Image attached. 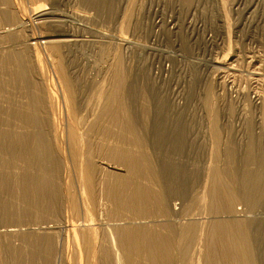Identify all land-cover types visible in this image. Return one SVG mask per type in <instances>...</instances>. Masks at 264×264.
Instances as JSON below:
<instances>
[{
    "label": "rangeland",
    "instance_id": "rangeland-1",
    "mask_svg": "<svg viewBox=\"0 0 264 264\" xmlns=\"http://www.w3.org/2000/svg\"><path fill=\"white\" fill-rule=\"evenodd\" d=\"M17 6L22 8L20 13ZM34 8L46 14L38 20ZM20 14L24 21L32 23L31 27L14 29V23L22 20ZM4 30L6 34L0 35V56L10 58L17 50L21 60L13 57L8 64L0 62V157H5L2 160H16L20 164L16 150L5 149L7 139L3 135L10 128L6 125H14L11 129L15 134L31 135L33 130L25 126L30 124L21 123L18 115L37 108L49 125L41 130L49 147H38L30 136L29 148L36 146V154L39 151V155L47 157L50 150L63 166L61 171L68 167L69 179L64 180V175L54 178L53 182L61 179L58 184L54 182V187L60 193L61 203L65 201V190L71 189V194L78 191L76 199L81 206L82 198L78 196L82 190L76 186L78 167L73 160L64 159L62 139L50 126L53 120L61 119L63 126L67 125L64 128L81 125V137L76 135L79 140L74 145L82 149L87 162L97 166L95 200L106 207L110 220L105 232L115 234L125 222L124 225L144 224L147 228L163 225V234L167 235L169 221L151 197V190L161 187L169 189L167 195L177 199L174 203L192 199V203L185 201L190 205L186 210L195 213L194 223L204 227L202 233L196 224L197 234L203 240L208 238L212 222L232 217L228 212L230 206L235 210L241 208L237 218L246 219L252 227L254 264H264V0H0V31ZM32 34L49 38L68 36L74 43H60L62 61L58 62L53 54L51 57V50L42 46L38 59L36 50L26 46ZM23 64L30 69L25 78L31 85L24 83L27 88L20 76L15 81L11 79ZM62 71L74 86L72 101L76 104L70 105L69 111L61 97L60 105L52 103L48 91L64 84ZM36 96L44 99L42 109L34 102ZM75 108H79L78 112ZM14 109V118L9 121L8 114ZM145 159L153 170L147 172ZM69 163H73V168ZM136 171H140L138 175ZM216 174L229 181V188L223 190H233L232 203L226 201L230 200L229 195L221 193L215 198L216 204L214 200L208 204V199L203 200L201 191L205 185L210 189L211 175ZM118 182L130 185L121 196L124 204H117L113 195ZM133 185L144 189L148 204L144 206L149 215L145 219L135 217L128 203ZM13 186L9 189L16 192L14 199L17 194L23 195L15 182ZM213 189L220 188L213 185ZM43 197L39 195L37 201V220L13 223L0 230L32 234L41 233L40 226L60 221L63 224L62 210L59 214L50 211V203ZM19 198L22 197L13 205L15 209L19 205L21 212L26 208ZM213 204L222 210L212 212ZM77 213L81 215L80 211L73 215L80 219ZM183 218L178 223L179 230L188 217ZM102 238L106 239V235L101 232ZM9 245L12 264H16V247L20 242ZM73 245L72 254L76 250ZM196 248L202 259L203 242Z\"/></svg>",
    "mask_w": 264,
    "mask_h": 264
},
{
    "label": "bare ground",
    "instance_id": "bare-ground-1",
    "mask_svg": "<svg viewBox=\"0 0 264 264\" xmlns=\"http://www.w3.org/2000/svg\"><path fill=\"white\" fill-rule=\"evenodd\" d=\"M20 7H19V13L22 11L21 10L22 8ZM33 10H34L33 14L34 13L37 14L35 18H37L38 20L41 19L42 15L46 14L43 12L41 13L37 12L38 10H35V8ZM23 13L24 10L21 14ZM4 17L9 22L10 18L5 15V12H4ZM21 18H22L21 22L18 21L16 22V24L14 23L15 25L14 29H18V28L20 29L22 27L32 26L31 25L32 23H30L29 20L24 21L25 19L23 16ZM4 33L5 30L0 31V35ZM35 34H32L30 36L28 35L30 38L28 39L27 41L28 43L26 46L28 47V49L33 47L36 50L35 53H37L38 59L40 57L39 55L40 52H42L41 50H39V48L40 46H42L49 48L52 52L51 57L53 54L54 58L57 57L56 59L59 62L62 57L59 52L61 46L60 43L61 44L67 42L69 43L70 41L71 42L73 41V39L68 38V36L62 38H56V37L49 38L48 36H36ZM11 35L13 36V34ZM11 35L10 37H12ZM19 52L18 54H17V50L16 52H12L13 54L12 57L10 58L7 56L6 57L0 56V62L1 63L3 62L4 63L3 65H5V63L8 64L13 57H16L18 58V60H21L20 59L21 53L19 54ZM41 61L43 60H40V63ZM27 66L23 64L21 65V67H19V69L16 68V73L14 72L15 74L12 75L11 79L14 81L17 80L18 79L17 75H18L21 78H23V84L27 83L25 77L29 76V74L27 73H29L28 70H30L27 68ZM57 66H60V64H57ZM40 69L43 68L40 67ZM60 69L63 70L62 68ZM62 75L60 77L61 80H63L64 84L61 83V85H58L59 88H54L55 87L54 84L53 88L49 87L50 89H48V91L50 90V93L49 92L48 93L51 95L50 97L52 103L58 105H60L61 103V100H59V97H61L62 102L66 108V111H69V106L76 104L75 100L74 102L72 101L74 97L72 96L74 86H72V83L67 78V76L64 75V72L62 73ZM61 80L59 81L61 82ZM28 81L30 82V80ZM26 85L24 84L25 88H27ZM26 91L27 90H25V92ZM57 91L60 92L61 96L57 95L58 93ZM33 94L36 93L34 92ZM34 99H35L34 102L37 103L36 106L42 109V107H44L43 106L44 102H41V99L43 98H41L40 96H36ZM31 109L28 110V114L19 113L18 115V118L21 121V123L25 124L27 122L30 124L25 126L33 130V133L31 135L18 134V133L15 134L14 128L11 129V127H13L14 125H6L7 127L10 128H7L5 135H3L7 139L5 149L9 148L12 150H16L15 155L18 159H20V164L19 163H18L19 165L16 164L15 159H14L15 161L13 160L15 162L14 163V162H10L11 160L7 162L4 159L5 160L4 161L2 159L5 157H0V229L13 223H20L22 221H28V220H37L39 216L38 206H40V204L37 205L39 195H42V197L45 196V198L48 199L49 202L47 203L48 204L50 203L49 205L50 211H54L55 214H59L62 210L64 216H62L61 219L64 220V222L63 224L60 223L61 221L56 222L52 226H45V227L40 226L38 229L43 230L41 233L32 232V234H26L24 232L20 233L16 231L15 233L10 234L5 232L3 233V230H0V264H12L13 260L11 259V253L9 254L8 252V248L11 247V245L9 244L15 245L17 241L20 242V245L17 246L19 243L16 245L17 246L16 255H15L17 258L16 264H101V263L102 264H144V261L147 262L148 264H199V263L201 264V262L202 264H254V259H255L253 255L254 246H253V240L250 237L252 227L247 225L246 219L242 220L243 218L242 219L237 218L239 217L237 216V213L240 212V211L238 212V210L241 208L235 210L233 207L230 206L228 212L232 215V217L229 219L212 222L209 226L208 238H205L203 240L201 235L197 234L198 224L194 223V218H193L195 213L186 210V208H189L190 205L189 204L186 205L185 201L192 203V199L190 198L184 200L182 203H178V204L174 203L177 199L176 198L172 199L169 193L167 195L169 189L164 190L161 187L158 190L152 189L151 193H153V195H151V197L156 199V201L161 207L163 217L167 218V220L169 221L167 228H165L168 229L167 235L163 234V229H164L163 225H159V226L155 225L152 228H147L146 226H144V224L124 225L125 222L122 223L121 227H118L119 229L118 231L116 230L115 234L112 233L108 234L107 232H105V230L109 228L108 226L110 220L108 218V212L106 210V207H103V204L98 205L95 200L96 188L98 184L97 166L95 165L94 162H87L86 159H84L83 157V152L81 151L82 149H77L76 145H74L76 139L79 140L77 136L81 137V130H80L81 125H72V127L64 128V126L66 127L67 125L63 126L62 119L61 122L60 120L59 121L53 120L52 123L53 125L50 126L53 128L52 129L53 132L55 131L54 134H56V136L60 135V138L62 139L61 140L62 142L60 143L62 144L61 145L62 150H64L62 153L64 154L63 155L64 159L66 160L67 158L69 160H73L75 162L74 165L76 164L78 167L76 168L77 178L76 176L75 178H76V186H79L80 187L79 189L82 190V194L78 196L79 199L82 198V201L80 203L81 206H79L78 200L76 199L78 191H76L75 193L73 192V194H71L69 192L71 191L70 189L68 191L65 190L66 192L65 201L64 203H61L60 195H59L60 193L56 191L58 189L54 187V184L55 183L58 184V181H61L60 178L63 175H64V180L69 179L68 173L71 171L68 172L66 170L68 168L67 166H65L66 167L65 170L62 169L61 171L60 168L63 166H61L59 164L60 162L56 160L58 158L56 159L53 158L54 156L50 153V150H49V154L47 153L48 157L47 155L45 156V154L39 155V151L37 155L36 154L37 152H35V148H36L35 145H34L35 147L32 150H30L29 148L30 136H32L36 140L35 144H37V146L42 145L43 147H47V148L49 147V143L46 142L47 138L41 131L42 129H46L47 127H49V125H46L47 119L45 117L41 118L39 116L37 108H33L35 109L34 111ZM78 109H76V112H78L77 111ZM14 112L15 109L8 114V117H10L9 121H11L14 118ZM74 115L73 118H76ZM52 117L54 119V111ZM0 149L2 150L1 146ZM44 157H46V160ZM18 159L17 161H19ZM48 160L49 162L51 160L49 164L47 162ZM44 161L47 163H45ZM145 161L147 162L148 159H145ZM68 162L70 161H67V164ZM44 163L46 165H44ZM15 164L18 166H15ZM67 164L65 162V165ZM69 164L72 167L73 163H69ZM147 164H148L147 172H149V170H153V168H151L152 166L151 163L147 162ZM71 167L69 168V170L73 168ZM136 168H137V164L135 163V169ZM13 169H16V171ZM156 169L154 168V170ZM72 170L73 171L75 170V166L74 169ZM158 171L159 170H157V172ZM139 172L140 171H136L135 174L138 175ZM223 176L221 174L211 175L212 181H211L210 189L208 190L207 186L205 185L204 190L201 191V193H203L202 195L203 200L208 199L207 204L210 202L212 203L213 200H214V204H216L215 198L220 193L222 196L226 194L227 196L229 195L230 200H226L227 203L229 204L232 203L233 200L235 199V194L231 193L233 190H231L230 192L228 190H223L229 188L230 186L229 181L227 182V180ZM56 177L57 179L58 177L60 178L58 181L55 180L57 182L54 181L55 182L54 183L53 180ZM155 179L157 178L155 177ZM14 182L15 185L18 187V191L23 190L22 192L23 195L18 196L17 194L16 199H14V197L16 196L15 194L16 192H13L11 189H9L11 184L13 186ZM45 183H48L49 185L45 187L44 186ZM161 183H163V181L160 182V184ZM213 185L219 187L220 189L219 190L213 189ZM161 186L163 185L161 184ZM125 187H130V185L125 186L123 182H118V186L113 193L117 204H124L123 200L121 199V196L125 192ZM12 188L15 187L13 186ZM176 192H178V190ZM128 193H131L128 203L131 207H133L131 210L134 213L135 217H137L138 219L147 218V216L149 215L147 212V208H145L144 205H148V204L143 197V195L145 194L143 187L141 185H133V187ZM178 196L180 197V195ZM18 197H22L19 198V201L23 202L25 204V206L24 205L23 206L26 208V209L23 208L24 211L21 212H19L20 209L18 210L19 205L18 208L16 209L13 205V203H15L16 200H18ZM43 202H45V200ZM47 203L45 202L44 208L46 207L45 205ZM214 204L212 206V210H213L212 212H217V213L220 212L222 209L216 208ZM77 211L81 212V215L77 213L80 219L76 218L73 215ZM42 212L43 209L41 213ZM184 216L188 217L187 219H185L187 222L182 227V229L179 230L178 223H180L181 220L184 219L183 218ZM246 218L248 219V217ZM198 228L202 233H204V227L198 226ZM99 231L100 234L98 235ZM101 232L102 235H106V239L104 238L101 239ZM202 242H203V248L205 250H203L202 259H201V256H199L201 255V253L200 251L199 252L196 251L197 250L196 247L198 243H202ZM65 243L68 245L66 246ZM104 243L108 244V246L104 245ZM71 244H74L73 246H75L76 249L74 251L75 253L73 254L70 252Z\"/></svg>",
    "mask_w": 264,
    "mask_h": 264
}]
</instances>
